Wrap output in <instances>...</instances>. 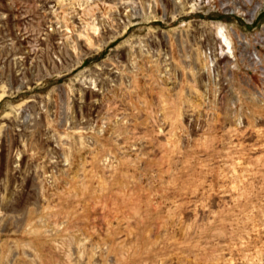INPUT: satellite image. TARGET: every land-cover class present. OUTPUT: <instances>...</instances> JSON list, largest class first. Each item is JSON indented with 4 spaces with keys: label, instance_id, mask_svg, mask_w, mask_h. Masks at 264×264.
<instances>
[{
    "label": "rangeland",
    "instance_id": "obj_1",
    "mask_svg": "<svg viewBox=\"0 0 264 264\" xmlns=\"http://www.w3.org/2000/svg\"><path fill=\"white\" fill-rule=\"evenodd\" d=\"M0 264H264V0H0Z\"/></svg>",
    "mask_w": 264,
    "mask_h": 264
},
{
    "label": "bare ground",
    "instance_id": "obj_2",
    "mask_svg": "<svg viewBox=\"0 0 264 264\" xmlns=\"http://www.w3.org/2000/svg\"><path fill=\"white\" fill-rule=\"evenodd\" d=\"M224 34V33H223ZM225 35V34H224Z\"/></svg>",
    "mask_w": 264,
    "mask_h": 264
}]
</instances>
